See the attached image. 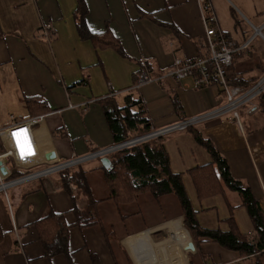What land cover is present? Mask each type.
<instances>
[{
    "label": "crops",
    "instance_id": "1",
    "mask_svg": "<svg viewBox=\"0 0 264 264\" xmlns=\"http://www.w3.org/2000/svg\"><path fill=\"white\" fill-rule=\"evenodd\" d=\"M84 2L81 22L76 0H0V67H10L21 100L38 97L45 102L42 129L59 156L112 143L102 109L105 98H112L119 108L127 98L136 102L131 112L137 113L142 106L143 116L154 128L205 116L224 104L221 86H196L190 77L165 78L162 86L151 82L131 89L142 70L157 76L174 58L207 54L196 0ZM210 5L217 26L237 44L249 38L251 26L264 23V0H210ZM41 28L44 34L49 28L52 38L39 37ZM241 52L264 58V49L252 42ZM260 64L255 77L254 70L240 76L255 81L264 72ZM173 97L180 108L173 106ZM24 107L31 117L25 103ZM242 115V133L225 116L205 118L195 126L224 154L232 174L249 185L264 208V112L254 100ZM164 148L171 170L182 174L199 225L227 230L230 211L225 198L219 193L198 198L189 173L211 162L206 149L185 130L168 134ZM98 161L82 166L100 223L76 224L74 210L86 206L87 195L75 184L65 190L58 176L46 184L34 181L9 189L10 210L0 195V264H187L189 251L184 246L190 236L181 224L178 198L173 193L156 198L146 190L134 200L116 202L97 169ZM229 197L238 202L234 194ZM52 212L62 214L67 226L65 251L47 249L46 237H41L45 227L51 231L50 238L60 229L51 219L40 222ZM232 212L238 229L251 233L254 227L245 207ZM162 230L164 237L153 240L162 236ZM201 249L213 264H244L245 260L252 264L249 256L214 243H203Z\"/></svg>",
    "mask_w": 264,
    "mask_h": 264
},
{
    "label": "trees",
    "instance_id": "2",
    "mask_svg": "<svg viewBox=\"0 0 264 264\" xmlns=\"http://www.w3.org/2000/svg\"><path fill=\"white\" fill-rule=\"evenodd\" d=\"M76 3L82 22V17L85 14V2L84 0H76ZM81 26L83 24H80ZM237 54H234L231 64L224 68L225 82L228 86L248 88L254 82L243 79L237 69L232 67ZM209 70L210 83L220 86L212 69ZM173 99V106L177 109L180 108L177 99L174 97ZM254 100L258 101L260 111L264 112V93ZM24 103L30 109L31 117L43 114V111L47 109L45 102L38 97H25ZM134 103L136 102L127 98L124 107L119 108L112 98L103 100L102 109L111 133L112 143L127 140L149 130V122L143 116L142 106H139L137 113L131 112L130 107ZM245 107L242 106L239 109L243 110ZM239 109L238 116L241 118ZM196 128L193 125L185 131L190 132L195 141L206 149L211 157V162L203 166H197L191 169L189 173L198 198L218 193L225 198L230 211V215L226 219L228 223L227 230L205 228L199 225L196 219V211L188 198L182 174L173 172L169 167V157L164 148V140L167 135L118 150L108 156L111 162L108 168H104L101 163H98L97 169L106 181L111 197L116 202L134 200L138 193L146 190L150 191L156 198L166 193H173L179 200L182 210V224L192 239L197 257L203 261L205 260L207 264H213V262L210 260L209 255L202 252L201 244L203 243H214L225 250L238 253L241 257L249 256L252 264H264V208L261 201L254 196L248 184L232 174L227 158L219 151L213 141L205 138ZM56 176L59 177L61 186L65 190H69L67 188L68 184H75L78 189H81L87 195L86 206L81 211L76 208L74 210L76 224L83 227L100 223L95 208L96 202L90 195L83 166L78 165L69 168ZM229 193L237 197V203L232 202ZM238 206L245 207L252 221L254 228L251 233H242L234 221L232 211ZM49 219L55 221L60 229L56 232L55 238H50L51 231L48 227H45L44 232L41 233V237H46L44 240V242H47L45 247L52 251H65L67 248V226H64L62 214L49 213L40 222L44 223L43 221ZM189 264H194L192 259L189 260Z\"/></svg>",
    "mask_w": 264,
    "mask_h": 264
},
{
    "label": "built area",
    "instance_id": "3",
    "mask_svg": "<svg viewBox=\"0 0 264 264\" xmlns=\"http://www.w3.org/2000/svg\"><path fill=\"white\" fill-rule=\"evenodd\" d=\"M196 2L204 28L207 54L194 59L174 58L172 65L157 76H151L146 69L142 70L137 74L131 89L151 82L162 86L165 78L180 81L187 77H190L196 86H206L210 84L209 69H212L222 88L224 104L205 116H190L164 127L154 128L149 123V130L145 133L81 154L74 152L68 157L59 156L52 146L50 136L47 133L44 134L42 124L45 114L32 116L26 120L13 119L10 116L9 124L0 128V195L7 200L9 210L7 192L11 188L34 181H43L46 184L48 180L64 170L92 160H99L101 157H108L118 150L159 136L183 131L205 118L223 116L231 110L233 111L232 119H229L238 125L242 133L238 109L251 104L256 97L264 93V72L248 88H242L226 84L224 68L231 64L234 54L245 50L251 44L252 39L259 38L264 42V23L251 26L249 38L237 44L217 26L216 18L211 11L210 0H196ZM12 227L16 232L14 224Z\"/></svg>",
    "mask_w": 264,
    "mask_h": 264
},
{
    "label": "rangeland",
    "instance_id": "4",
    "mask_svg": "<svg viewBox=\"0 0 264 264\" xmlns=\"http://www.w3.org/2000/svg\"><path fill=\"white\" fill-rule=\"evenodd\" d=\"M45 30L37 29V35L41 38L47 39L45 36L48 37V40L52 38V32L50 29L46 28V33L44 34ZM45 35V36H44ZM251 35V33H250ZM249 35V36H250ZM53 40V39H52ZM260 39L254 38L252 39V43L254 47L264 49V44L259 41ZM261 63V66H264V58H254L248 55V52H241L237 54L233 61V68L237 69L239 73L249 72L250 70H256L257 66ZM252 72V71H251ZM259 71H255L252 75L255 77L258 75ZM257 80V79H256ZM254 81V80H252ZM20 89L18 86L15 85V79L13 74H10V67L9 66H2L0 67V126L5 125L11 121L10 116L13 119H27L28 113L24 107V98L21 100L22 95L20 93ZM233 111H228L227 113L223 114V116L227 117L228 121L232 122ZM239 114L244 122V118L242 115V109H239ZM230 118V119H229ZM2 196V195H1ZM4 198V197H3ZM182 224V220H181ZM183 226V224H182ZM184 228V226H183ZM185 229V228H184ZM186 230V229H185ZM187 231V230H186ZM188 232V231H187ZM164 231L162 230V236H157L156 238H152L155 241L161 240L164 237ZM189 234V233H188ZM190 236V235H189ZM190 240L192 241L191 237ZM187 264H189V260L192 259L194 264H204L202 262H198L199 257H197V251L194 249L192 253L187 252ZM245 262V263H244ZM244 264H248V261H244Z\"/></svg>",
    "mask_w": 264,
    "mask_h": 264
},
{
    "label": "water",
    "instance_id": "5",
    "mask_svg": "<svg viewBox=\"0 0 264 264\" xmlns=\"http://www.w3.org/2000/svg\"><path fill=\"white\" fill-rule=\"evenodd\" d=\"M99 162L101 163V165L104 168H108L110 166V164H111L110 159L108 157H101L99 159ZM191 243H192V246H193V242L192 241H191ZM194 249H195V247H194Z\"/></svg>",
    "mask_w": 264,
    "mask_h": 264
},
{
    "label": "bare ground",
    "instance_id": "6",
    "mask_svg": "<svg viewBox=\"0 0 264 264\" xmlns=\"http://www.w3.org/2000/svg\"><path fill=\"white\" fill-rule=\"evenodd\" d=\"M259 78V77H258ZM254 82V81H253ZM253 84V83H252ZM240 129V128H239ZM194 244L192 246L191 240L189 239V241L186 243V245L184 246L185 250L189 251V252H193L194 251Z\"/></svg>",
    "mask_w": 264,
    "mask_h": 264
}]
</instances>
